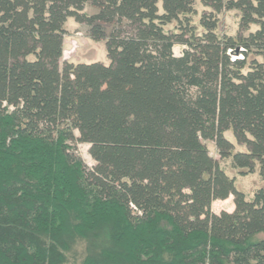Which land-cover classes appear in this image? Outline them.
I'll return each instance as SVG.
<instances>
[{
	"label": "trees",
	"instance_id": "16d2710c",
	"mask_svg": "<svg viewBox=\"0 0 264 264\" xmlns=\"http://www.w3.org/2000/svg\"><path fill=\"white\" fill-rule=\"evenodd\" d=\"M197 2L0 0V264H264V185L204 143L264 184V0ZM69 18L108 65L61 66Z\"/></svg>",
	"mask_w": 264,
	"mask_h": 264
},
{
	"label": "rangeland",
	"instance_id": "374dc122",
	"mask_svg": "<svg viewBox=\"0 0 264 264\" xmlns=\"http://www.w3.org/2000/svg\"><path fill=\"white\" fill-rule=\"evenodd\" d=\"M199 3V0L197 4ZM196 4V5H197ZM198 7V6H197ZM201 7L198 8V13L201 12ZM96 10L92 7H86V12L91 14ZM239 14L235 11L224 12L219 16V28L218 32L220 35H230L236 36L239 30ZM198 20V16L194 17V21ZM66 28L68 30L64 38V53L61 59V66L63 67L65 63H102L108 65L109 59L107 57L106 50V40L102 39L100 41L95 40L91 37L90 30L87 26L78 23L74 18H69L66 22ZM185 50L184 46L176 45L174 47V54L177 57H180ZM235 58H240V56H235ZM78 136V133L76 132ZM226 138L229 139L232 143L236 144L235 138L231 131L226 133ZM207 144L210 155L218 160L221 163V166L225 169L226 173L230 177L235 178V184L239 191L245 193L249 200L252 199L253 193L256 189H259L264 184L262 183L259 177V167L256 166L254 173L242 175L237 170L231 168L229 161H221L217 153L215 144L210 141H205ZM71 148L74 150L76 155L82 160L86 167L92 169L95 166V161L89 154L90 146L83 143H71ZM237 151H246L244 147H240L236 144L235 152ZM212 210L216 214H220L222 211L233 212L234 210V201L233 196L225 201H215L212 205ZM258 239H264V235L261 234L258 236Z\"/></svg>",
	"mask_w": 264,
	"mask_h": 264
}]
</instances>
